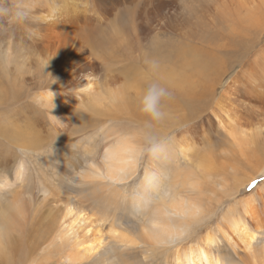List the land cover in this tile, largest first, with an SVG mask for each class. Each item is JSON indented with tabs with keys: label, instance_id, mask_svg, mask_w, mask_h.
Here are the masks:
<instances>
[{
	"label": "bare ground",
	"instance_id": "6f19581e",
	"mask_svg": "<svg viewBox=\"0 0 264 264\" xmlns=\"http://www.w3.org/2000/svg\"><path fill=\"white\" fill-rule=\"evenodd\" d=\"M235 68L229 88L216 99ZM154 83L170 95L152 115L145 96ZM218 101L241 108V117L233 120ZM241 120L256 128L238 135L256 148L264 174V0H0V169H9L15 155L10 145L24 134L91 130L106 134L103 167L92 174L110 181L89 183L95 181L90 195L100 214L93 219L71 198L24 195L21 186L32 181L18 161L15 179L0 182V264H40L39 252L55 230L73 264L92 257L97 264L136 259L115 256L105 237L126 252L142 243L154 264H245L241 248L249 264H264V239L258 244L245 219L230 220L232 235L219 226V236L208 231L202 245L192 244L191 226L205 210L187 178L212 172L214 165L196 153L197 138L205 127L234 136ZM146 134L153 136L148 142H159L160 154L166 152L163 160L172 159V144L192 169L172 180L168 167V183L156 182L162 189L155 186L119 214L118 200L97 190L130 179ZM140 209L145 220L139 221ZM122 225L130 230H117ZM223 243L229 250L219 252Z\"/></svg>",
	"mask_w": 264,
	"mask_h": 264
},
{
	"label": "rangeland",
	"instance_id": "374dc122",
	"mask_svg": "<svg viewBox=\"0 0 264 264\" xmlns=\"http://www.w3.org/2000/svg\"><path fill=\"white\" fill-rule=\"evenodd\" d=\"M237 71L238 68L233 69L231 75L224 81L223 86L217 89L216 99L221 97L225 89L227 90V87L230 85L231 76ZM22 98L25 99L27 96H23L22 93ZM218 103H220V106H224L228 113L231 112L234 114L231 116L233 120H236L239 114L241 117V108L233 107L230 102L224 101L221 103L218 101ZM6 108V110L14 108L13 103L7 105ZM208 113L211 114V110ZM210 116H212V114L207 117ZM77 117L78 114H75L72 119ZM257 119L258 118L252 120L255 122ZM252 120L250 119V121ZM255 129L254 127L248 126L245 120H241L235 130L232 131V134H236L231 137L226 135L225 132L223 134L222 131H218V129L215 128L205 127V129L203 128L202 131H200L202 133H200L197 138L196 153L201 155L203 159L205 156L206 158H211V160L214 161V165L212 172L203 173L200 177L194 175L187 178L190 187H193L194 184L198 187L194 192H197L199 189L198 192L201 194L200 197L205 210L196 218V221L191 226V236L192 239L194 238V241H192L193 245H202L203 243H201L200 239L201 237H205L208 231H214L216 235L219 236V233H217L219 232V226L222 231L226 232L228 235H232L230 226L231 219H245L248 228L258 235V244L264 239L263 165L261 160L258 161L259 155L256 148L249 145L248 142H244L241 136L238 135L240 131L250 133ZM105 137L106 134L102 132H94L91 130L87 132H77L75 129L65 133L47 131L38 135L24 134L20 137L18 143H12L10 145L15 155L11 157L9 169L5 171L0 169V182H4L5 180L13 181L15 179V167L17 162L23 161L28 170L27 174H30L29 181H32L31 184H28L29 181L26 183L28 184L27 188L25 185L21 186V192L23 190L25 192L24 195L39 196L42 200L44 196L51 197L47 199H52L53 196H57L61 198V202H66L67 199L65 198H71L73 206L83 207L93 219H97L96 217L100 214L96 211L98 208L95 209L94 197L92 198V195H90L97 189L94 182L100 181L109 183L110 181L96 178L92 173L97 168L102 169L103 167V158L106 150V145L104 143ZM144 137L145 144L141 146L142 149H144L142 150L143 154L141 157L139 156L140 158L137 163L136 172L133 174L134 176L131 175L130 179L124 182H111L110 184H112L113 187L106 188L108 190L106 192L105 190H97V192L99 191L106 195L109 193L111 199L118 200L121 204L117 209L119 214H122V208L130 210L135 199L141 198L140 195L147 196L146 194L149 195L155 192L153 188L155 189L156 182L157 184L163 182L166 185L170 176L167 173L168 167L173 168L171 174L172 180L177 178L181 180L183 178L182 170L184 168L192 169L189 166L186 167V162L183 161L180 154L181 152L180 150L178 151V148L170 144L171 148H169V154L172 159L166 161L162 159L166 152L163 155L159 153V142H156V144H153L154 141H151V143L148 142L150 141L149 139L153 137L149 134H146ZM180 137L183 138L184 135ZM232 138L233 141H231ZM166 140L168 139H165V141ZM179 140L181 141V139ZM147 143H149V145H147ZM243 143H245V145ZM233 150L235 154H233ZM225 154L229 156H225ZM216 155L217 157H215ZM181 171L182 173L179 175ZM191 177H193V179ZM26 178L28 179V176H26ZM92 180L95 181L89 184ZM87 181L88 183H83ZM196 183H198V185ZM174 184L176 185L175 189H178L177 186H180V182ZM109 189H113L114 191L112 190L113 192L111 193ZM156 189H162L161 184L157 185ZM167 189L168 194H170L171 191H169V188ZM112 195L114 198H112ZM61 205L62 203L56 204V206L64 207V205ZM248 206L250 207L247 208ZM246 210L253 213L251 215H246ZM137 214L139 221L140 219H146L143 209H140ZM111 221L115 222L116 225L121 223L113 217ZM46 222L47 220L44 216V227L47 226ZM108 229L110 228L106 224L103 230L107 232ZM117 230L123 232L130 229L122 225V227L117 228ZM127 233L129 236L133 237L132 232L128 231ZM58 234L59 233L55 230L54 233L49 236L50 239L42 246L43 249L39 252L42 254V260H38L40 264H73L67 263L66 259L69 253L67 252V254H65L66 249L62 248L61 240L57 237ZM105 238L106 243L109 244L107 249H111L115 256L123 255V257H125L127 253L137 254L135 256L137 260L132 259L125 264H154L156 262V259H154L153 262L151 261V253L147 254L145 252V248L140 241L138 242L141 244H138L135 248L133 247L132 252H126L124 247L122 248L121 245L112 242L107 237ZM135 240L137 241V239ZM182 243L184 244L185 242L182 241ZM221 246L223 247L219 249V252L221 250H229L225 243L221 244ZM237 247L241 248L243 246L237 245ZM244 253L245 252L241 248L239 255L242 257L243 263L249 264V259L246 258ZM43 258L47 260L45 259V261ZM165 259L166 258H162V260ZM168 259L172 261L173 257H168ZM97 261L98 259L96 257H92L87 263L97 264ZM164 263L167 264L165 261Z\"/></svg>",
	"mask_w": 264,
	"mask_h": 264
},
{
	"label": "clouds",
	"instance_id": "9594fccd",
	"mask_svg": "<svg viewBox=\"0 0 264 264\" xmlns=\"http://www.w3.org/2000/svg\"><path fill=\"white\" fill-rule=\"evenodd\" d=\"M169 95L170 93H168L167 89L159 84L150 85L145 96V111L155 115L160 101Z\"/></svg>",
	"mask_w": 264,
	"mask_h": 264
}]
</instances>
